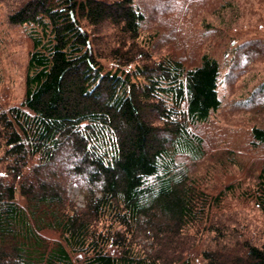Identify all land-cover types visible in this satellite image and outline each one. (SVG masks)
I'll return each mask as SVG.
<instances>
[{
    "label": "trees",
    "instance_id": "obj_1",
    "mask_svg": "<svg viewBox=\"0 0 264 264\" xmlns=\"http://www.w3.org/2000/svg\"><path fill=\"white\" fill-rule=\"evenodd\" d=\"M6 2L29 50L20 101L0 94V264H264V243L224 217L233 198L264 215V127L242 156L253 182L194 169L222 106L218 60L185 43L153 56L135 0ZM202 225L215 238L200 247Z\"/></svg>",
    "mask_w": 264,
    "mask_h": 264
},
{
    "label": "rangeland",
    "instance_id": "obj_2",
    "mask_svg": "<svg viewBox=\"0 0 264 264\" xmlns=\"http://www.w3.org/2000/svg\"><path fill=\"white\" fill-rule=\"evenodd\" d=\"M147 18V34L158 35L153 56L207 53L221 67L219 96L222 106L199 126L206 140L207 156L195 166L196 175L221 185L238 179L253 182L251 160L243 154L254 125L264 127V96L246 101L264 80V0H135ZM10 2L0 3V94L18 103L24 91L29 42L19 26L7 19ZM255 103L251 104V103ZM254 105V106H252ZM237 156V163L234 157ZM244 167V168H243ZM71 196L80 204L84 196L74 184ZM225 211L230 225L264 243V215L247 200L233 198ZM229 224V222H228ZM208 226L190 229L188 236L200 246L213 241ZM195 264H207L202 255Z\"/></svg>",
    "mask_w": 264,
    "mask_h": 264
}]
</instances>
